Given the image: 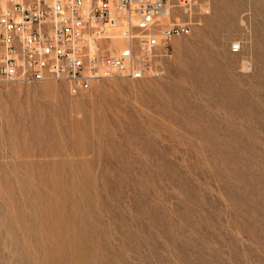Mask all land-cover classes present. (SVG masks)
<instances>
[{"label": "rangeland", "instance_id": "obj_1", "mask_svg": "<svg viewBox=\"0 0 264 264\" xmlns=\"http://www.w3.org/2000/svg\"><path fill=\"white\" fill-rule=\"evenodd\" d=\"M173 1L159 77L0 81V264H264V0Z\"/></svg>", "mask_w": 264, "mask_h": 264}, {"label": "built area", "instance_id": "obj_2", "mask_svg": "<svg viewBox=\"0 0 264 264\" xmlns=\"http://www.w3.org/2000/svg\"><path fill=\"white\" fill-rule=\"evenodd\" d=\"M173 6V0H18L0 14V81L58 82L73 97L106 79L159 77L174 39L190 35L185 23H164Z\"/></svg>", "mask_w": 264, "mask_h": 264}, {"label": "bare ground", "instance_id": "obj_3", "mask_svg": "<svg viewBox=\"0 0 264 264\" xmlns=\"http://www.w3.org/2000/svg\"><path fill=\"white\" fill-rule=\"evenodd\" d=\"M16 1H18V0H6V3H5V5H4V7H2V6H0V14H6L8 11H10L12 8H13V4H14V2H16ZM167 18V17H166ZM166 18H165V24L166 23H170V22H166L167 20H166ZM172 24V23H171ZM191 34V33H190ZM189 36V35H188ZM183 37H185V36H183ZM183 37H181V38H183ZM177 39V38H176ZM176 39H174V41L176 40ZM174 41H173V44H174ZM237 43H239L240 44V42H236V43H233V44H237ZM173 44H172V49H173ZM232 44V45H233ZM232 45H231V47H232ZM240 47H241V44H240ZM242 48V47H241ZM173 52H174V49H173ZM232 52H233V47H232ZM240 52H242V50L240 51ZM239 52V53H240ZM234 53V52H233ZM172 55H173V53L171 54V56L170 57H172ZM169 57V58H170ZM168 60V59H167ZM44 82H50V83H54V84H59V85H62L63 86V84H60V83H56V82H53V81H44ZM10 83H16V84H21V85H25V84H23V83H20V82H10ZM41 83H43V82H41ZM40 83V84H41ZM96 84V83H95ZM94 84V85H95ZM26 85H31V84H26ZM38 85V84H37ZM65 87V86H64ZM87 94V93H86ZM72 97V96H71Z\"/></svg>", "mask_w": 264, "mask_h": 264}]
</instances>
